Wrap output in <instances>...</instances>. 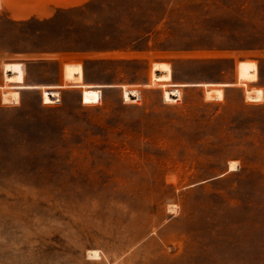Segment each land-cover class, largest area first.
I'll return each mask as SVG.
<instances>
[{
    "label": "rangeland",
    "instance_id": "rangeland-1",
    "mask_svg": "<svg viewBox=\"0 0 264 264\" xmlns=\"http://www.w3.org/2000/svg\"><path fill=\"white\" fill-rule=\"evenodd\" d=\"M0 264H264V0H0Z\"/></svg>",
    "mask_w": 264,
    "mask_h": 264
},
{
    "label": "bare ground",
    "instance_id": "bare-ground-1",
    "mask_svg": "<svg viewBox=\"0 0 264 264\" xmlns=\"http://www.w3.org/2000/svg\"><path fill=\"white\" fill-rule=\"evenodd\" d=\"M121 93H122V92H121ZM236 166H237V162H236L235 160H230V161H229L228 168H229L230 170L235 169ZM170 207L173 208V206H170ZM93 254H95V251L93 252ZM96 254H97V253H96Z\"/></svg>",
    "mask_w": 264,
    "mask_h": 264
}]
</instances>
